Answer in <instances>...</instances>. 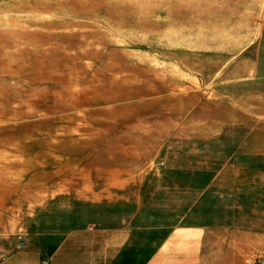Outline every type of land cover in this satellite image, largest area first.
I'll return each instance as SVG.
<instances>
[{
    "label": "rangeland",
    "instance_id": "rangeland-1",
    "mask_svg": "<svg viewBox=\"0 0 264 264\" xmlns=\"http://www.w3.org/2000/svg\"><path fill=\"white\" fill-rule=\"evenodd\" d=\"M263 15L264 0H0V236L147 175L195 188L233 125L264 124L226 93Z\"/></svg>",
    "mask_w": 264,
    "mask_h": 264
},
{
    "label": "crops",
    "instance_id": "crops-1",
    "mask_svg": "<svg viewBox=\"0 0 264 264\" xmlns=\"http://www.w3.org/2000/svg\"><path fill=\"white\" fill-rule=\"evenodd\" d=\"M242 54L247 76L226 93L259 103L264 118V15ZM231 130L230 152L219 156L216 142L195 188L187 173L162 175L175 184L157 190L147 175L140 192L129 184L109 198L76 197L42 211L25 236H0V264H264V124Z\"/></svg>",
    "mask_w": 264,
    "mask_h": 264
},
{
    "label": "bare ground",
    "instance_id": "bare-ground-1",
    "mask_svg": "<svg viewBox=\"0 0 264 264\" xmlns=\"http://www.w3.org/2000/svg\"><path fill=\"white\" fill-rule=\"evenodd\" d=\"M71 127H72V125H71ZM75 127V126H74ZM71 129V128H70ZM68 130H69V128H68ZM64 131V130H63ZM67 133H68V131H67ZM59 134V133H58ZM61 134V133H60ZM69 141V140H68ZM59 142H61V141H59ZM66 142H67V140H66ZM69 145V144H68ZM72 146V145H71ZM73 147V146H72ZM66 149V148H65ZM171 150V149H170ZM68 155V154H67ZM72 160V159H71ZM66 167V166H65ZM64 167V168H65ZM163 174V173H162ZM173 189V188H172Z\"/></svg>",
    "mask_w": 264,
    "mask_h": 264
}]
</instances>
